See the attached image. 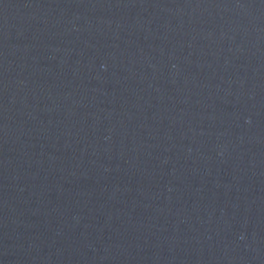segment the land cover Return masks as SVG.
<instances>
[{
    "label": "water",
    "instance_id": "1",
    "mask_svg": "<svg viewBox=\"0 0 264 264\" xmlns=\"http://www.w3.org/2000/svg\"><path fill=\"white\" fill-rule=\"evenodd\" d=\"M228 89L225 264H264V0H220Z\"/></svg>",
    "mask_w": 264,
    "mask_h": 264
}]
</instances>
